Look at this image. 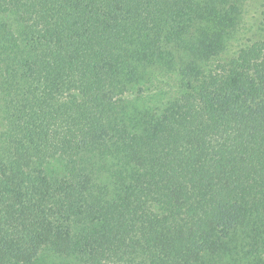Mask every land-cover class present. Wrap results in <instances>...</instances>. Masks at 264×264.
Listing matches in <instances>:
<instances>
[{
  "label": "trees",
  "instance_id": "obj_1",
  "mask_svg": "<svg viewBox=\"0 0 264 264\" xmlns=\"http://www.w3.org/2000/svg\"><path fill=\"white\" fill-rule=\"evenodd\" d=\"M0 264H264V0H0Z\"/></svg>",
  "mask_w": 264,
  "mask_h": 264
},
{
  "label": "rangeland",
  "instance_id": "obj_2",
  "mask_svg": "<svg viewBox=\"0 0 264 264\" xmlns=\"http://www.w3.org/2000/svg\"><path fill=\"white\" fill-rule=\"evenodd\" d=\"M254 12L253 10L251 11V13ZM251 13H250V16H251Z\"/></svg>",
  "mask_w": 264,
  "mask_h": 264
}]
</instances>
